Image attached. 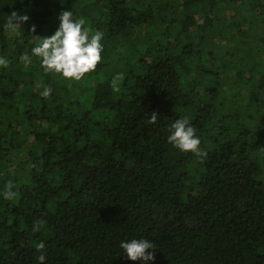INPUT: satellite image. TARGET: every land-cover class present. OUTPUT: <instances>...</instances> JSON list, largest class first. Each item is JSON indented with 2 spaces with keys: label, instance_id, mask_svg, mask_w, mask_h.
<instances>
[{
  "label": "trees",
  "instance_id": "16d2710c",
  "mask_svg": "<svg viewBox=\"0 0 264 264\" xmlns=\"http://www.w3.org/2000/svg\"><path fill=\"white\" fill-rule=\"evenodd\" d=\"M63 11L103 33L79 81L30 54ZM0 56V264H264V0H0Z\"/></svg>",
  "mask_w": 264,
  "mask_h": 264
},
{
  "label": "clouds",
  "instance_id": "9594fccd",
  "mask_svg": "<svg viewBox=\"0 0 264 264\" xmlns=\"http://www.w3.org/2000/svg\"><path fill=\"white\" fill-rule=\"evenodd\" d=\"M4 25L7 30L15 32L21 29V23L28 22L27 15L13 13ZM59 26L49 36L39 39L37 46L32 47L30 54L39 59L41 67L45 72L59 74L67 80H81L85 74L93 72L102 61L104 46L102 43L103 33L99 31L90 32L86 28L83 18L76 17L70 11H63L59 17ZM35 31V26H32ZM9 61L0 56V68H7ZM120 75H115L111 80V86L117 87ZM51 89L44 88L42 95H50ZM167 141L181 152L192 153L197 157L202 156L201 138L197 135V129L189 122L187 117H178L169 126ZM14 185L7 182L0 196L11 199L15 196ZM38 230V225H33V231ZM37 251L45 248L43 241L35 245ZM119 248L131 261H142L143 264H154L155 257L151 250H155V243L146 238H133L120 241ZM39 264H44L46 257L41 254L38 258Z\"/></svg>",
  "mask_w": 264,
  "mask_h": 264
}]
</instances>
